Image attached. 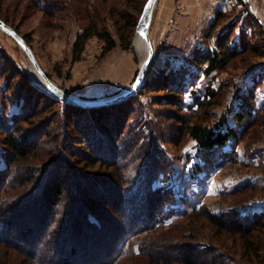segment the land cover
I'll return each instance as SVG.
<instances>
[{
	"label": "rangeland",
	"instance_id": "rangeland-1",
	"mask_svg": "<svg viewBox=\"0 0 264 264\" xmlns=\"http://www.w3.org/2000/svg\"><path fill=\"white\" fill-rule=\"evenodd\" d=\"M61 2L62 11L52 12L44 10L49 7L40 0H0V17L24 37L49 80L70 95L104 99L128 88L144 59L133 46L135 28L128 49L118 44L102 55L103 42L92 38L80 60L73 62L72 48L86 14H98L118 41V27L124 25L120 15L138 21L146 0ZM149 37L153 53L149 75L143 93L135 98L126 139L129 147L135 144L136 155L147 159V168H156L159 175L152 184L172 195L170 206L176 214L165 224L177 221L184 237L175 241L217 264H264V230L254 236L258 254L253 256L237 236L182 218L184 213L206 209L223 221L234 213L239 222L248 224L254 215L264 214V0H158ZM215 50H225L224 68L207 75L206 65L195 59ZM31 70L25 53L0 29L1 166L3 141L23 105L11 92L22 80L44 90ZM164 80L180 89L176 99L169 101V92L160 91ZM243 111L248 118L239 122L235 116ZM190 125H225L237 137L223 149L203 154L184 132ZM156 160L160 167L148 165ZM142 166V162L130 164L135 172Z\"/></svg>",
	"mask_w": 264,
	"mask_h": 264
},
{
	"label": "trees",
	"instance_id": "trees-1",
	"mask_svg": "<svg viewBox=\"0 0 264 264\" xmlns=\"http://www.w3.org/2000/svg\"><path fill=\"white\" fill-rule=\"evenodd\" d=\"M40 1L48 5L46 11H62V0ZM120 17L124 25L118 27L116 41L98 14H86V24L73 44L72 61L80 60L92 38L103 42L102 55L118 44L128 49L137 19ZM0 20L12 28L6 18ZM218 45L220 49L221 42ZM224 51H208L195 62L206 65L204 73L209 75L224 68ZM167 82L163 81L160 91L169 92L171 101L181 92ZM144 85L125 100L85 109L66 104L27 80L10 90L23 105L3 141L0 264H217L175 241L184 237V229L177 221L165 224L176 214L170 206L172 195L152 184L159 175L156 168L146 167L144 155L134 153L135 144L128 146L129 119ZM47 112L52 117L45 116ZM235 117L243 122L248 112ZM186 129L199 152L207 155L237 137L225 125ZM135 162L143 165L136 172L130 168ZM148 165L160 167V161ZM182 218L237 236L248 253L258 254L252 241L264 230V214L254 215L248 224L239 222L234 213L223 221L206 209L184 213Z\"/></svg>",
	"mask_w": 264,
	"mask_h": 264
},
{
	"label": "water",
	"instance_id": "water-1",
	"mask_svg": "<svg viewBox=\"0 0 264 264\" xmlns=\"http://www.w3.org/2000/svg\"><path fill=\"white\" fill-rule=\"evenodd\" d=\"M157 1L158 0H151L150 2V0H146L135 27V34L143 36L145 39L147 45V52L145 58L139 65L138 72L136 74L133 83L128 88L122 90L121 92L104 99L84 100L74 97L69 93L60 89L53 82H51L49 78L46 76V74L41 70L30 47L26 44L23 37H21L13 28H11L2 20H0V29L10 38H12L15 41V43L18 45V47L25 53L32 67L45 82V87L43 89L46 90L52 97L66 104L74 105L83 109L101 107L125 100L133 96L143 85L153 54L151 41L149 37V31H150L152 13Z\"/></svg>",
	"mask_w": 264,
	"mask_h": 264
},
{
	"label": "bare ground",
	"instance_id": "bare-ground-1",
	"mask_svg": "<svg viewBox=\"0 0 264 264\" xmlns=\"http://www.w3.org/2000/svg\"><path fill=\"white\" fill-rule=\"evenodd\" d=\"M133 46L134 48L139 51L145 58L146 52H147V45L145 42V39L143 36L136 35L134 40H133ZM31 75L34 78V80L39 84L40 87L44 88L45 87V82L43 79L37 74L35 69L32 67L31 70Z\"/></svg>",
	"mask_w": 264,
	"mask_h": 264
},
{
	"label": "snow or ice",
	"instance_id": "snow-or-ice-1",
	"mask_svg": "<svg viewBox=\"0 0 264 264\" xmlns=\"http://www.w3.org/2000/svg\"><path fill=\"white\" fill-rule=\"evenodd\" d=\"M150 2H151V0H150Z\"/></svg>",
	"mask_w": 264,
	"mask_h": 264
}]
</instances>
